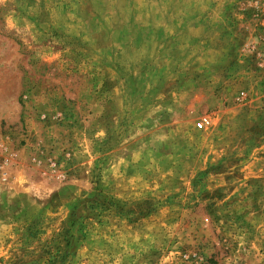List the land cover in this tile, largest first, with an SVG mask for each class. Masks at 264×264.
Here are the masks:
<instances>
[{
	"label": "rangeland",
	"instance_id": "374dc122",
	"mask_svg": "<svg viewBox=\"0 0 264 264\" xmlns=\"http://www.w3.org/2000/svg\"><path fill=\"white\" fill-rule=\"evenodd\" d=\"M0 264H264V0H0Z\"/></svg>",
	"mask_w": 264,
	"mask_h": 264
},
{
	"label": "built area",
	"instance_id": "2783aa9c",
	"mask_svg": "<svg viewBox=\"0 0 264 264\" xmlns=\"http://www.w3.org/2000/svg\"><path fill=\"white\" fill-rule=\"evenodd\" d=\"M206 122H208V120H207V118H204V120H202V121H200V122L198 123V126H199V127H203V126L206 124Z\"/></svg>",
	"mask_w": 264,
	"mask_h": 264
}]
</instances>
